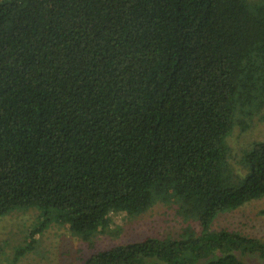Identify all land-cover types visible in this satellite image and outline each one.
I'll return each mask as SVG.
<instances>
[{
	"label": "trees",
	"instance_id": "16d2710c",
	"mask_svg": "<svg viewBox=\"0 0 264 264\" xmlns=\"http://www.w3.org/2000/svg\"><path fill=\"white\" fill-rule=\"evenodd\" d=\"M263 111L264 0H0V216L52 210L31 240L53 219L91 247L157 202L198 226L84 264L264 263L209 230L264 197V140L234 163L227 139Z\"/></svg>",
	"mask_w": 264,
	"mask_h": 264
},
{
	"label": "rangeland",
	"instance_id": "374dc122",
	"mask_svg": "<svg viewBox=\"0 0 264 264\" xmlns=\"http://www.w3.org/2000/svg\"><path fill=\"white\" fill-rule=\"evenodd\" d=\"M250 125L246 131L235 128L227 137L234 163L251 143L264 140V111ZM52 216V210L37 206L15 209L0 216V264H84L93 253L113 245L142 241L147 237L178 239L187 226L198 229L196 223H189L177 212L175 203L157 202L137 216L112 213L108 229L94 237L96 244L92 247L91 239L84 241L72 235L67 226L53 219L31 240V231L41 226L44 218ZM223 228L264 240V197L248 202L236 211L217 215L209 230ZM250 260L264 264L254 258ZM244 261L249 262L248 259Z\"/></svg>",
	"mask_w": 264,
	"mask_h": 264
}]
</instances>
